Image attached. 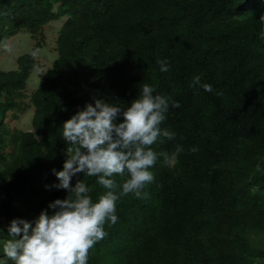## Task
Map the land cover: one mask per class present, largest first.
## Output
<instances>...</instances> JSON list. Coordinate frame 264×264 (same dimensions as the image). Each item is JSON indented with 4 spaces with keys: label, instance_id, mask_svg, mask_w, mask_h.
<instances>
[{
    "label": "trees",
    "instance_id": "trees-1",
    "mask_svg": "<svg viewBox=\"0 0 264 264\" xmlns=\"http://www.w3.org/2000/svg\"><path fill=\"white\" fill-rule=\"evenodd\" d=\"M262 15L264 0H0L6 44L27 31L41 48L44 26L67 18L58 58L38 89L26 93L40 67L33 54L20 56L17 70L0 71L4 235L11 220L34 221L50 202L66 198L65 190L45 187L58 182L52 169L62 170L70 154L63 123L94 98L127 108L147 83L169 98L161 127L175 133L150 147L183 151L173 166L161 158L150 169L145 198L121 197L118 221L105 224L88 264H264ZM158 60L168 62V72ZM195 76L213 91L193 87ZM25 100L34 108L33 132L6 122L24 111ZM79 179L94 201L103 192L97 177Z\"/></svg>",
    "mask_w": 264,
    "mask_h": 264
},
{
    "label": "clouds",
    "instance_id": "clouds-1",
    "mask_svg": "<svg viewBox=\"0 0 264 264\" xmlns=\"http://www.w3.org/2000/svg\"><path fill=\"white\" fill-rule=\"evenodd\" d=\"M258 22L264 25V15ZM259 38L264 39V30ZM0 47L7 44L0 41ZM38 52L36 49L33 56ZM157 63L161 72L169 71L166 60ZM34 68L39 71L41 67ZM192 86L213 91L199 76L193 77ZM154 92L151 85L143 83L127 108L94 98V103H86L63 123L62 136L70 154H66L62 170L52 169L58 183L45 187L65 190L67 196L50 202L34 221L11 220L6 236L0 229V264H88L89 249L105 236V224L118 221L116 206L121 197L145 198L146 185L154 181L150 169L161 158L163 164L173 166L183 151L181 145L171 153H157L150 147L159 137L175 138L174 132L161 127L169 112V98ZM171 106L180 107L178 102ZM80 173L97 177L103 188L95 201L90 195L92 188L79 179ZM116 175L123 177L122 183H117Z\"/></svg>",
    "mask_w": 264,
    "mask_h": 264
},
{
    "label": "rangeland",
    "instance_id": "rangeland-1",
    "mask_svg": "<svg viewBox=\"0 0 264 264\" xmlns=\"http://www.w3.org/2000/svg\"><path fill=\"white\" fill-rule=\"evenodd\" d=\"M65 22L66 18H61L45 26L43 29L45 39L41 48L36 47V43L30 33L20 31L7 42L6 48L0 49V71L6 72L17 70V60L20 56L29 53L32 54L36 49H39L38 54L34 57L42 66L40 65L41 68L39 71L34 70L27 81L26 93L28 95L40 87L43 74L52 67L54 61L58 58L56 43L59 32ZM25 104L24 111L15 112L17 115L16 119L13 116L14 113H10L6 122L11 128L24 132H33L32 119L34 108L29 104L28 100H25ZM56 190L52 188L50 191L53 192Z\"/></svg>",
    "mask_w": 264,
    "mask_h": 264
},
{
    "label": "built area",
    "instance_id": "built-area-1",
    "mask_svg": "<svg viewBox=\"0 0 264 264\" xmlns=\"http://www.w3.org/2000/svg\"><path fill=\"white\" fill-rule=\"evenodd\" d=\"M8 264H12V262L10 261V262H8Z\"/></svg>",
    "mask_w": 264,
    "mask_h": 264
}]
</instances>
